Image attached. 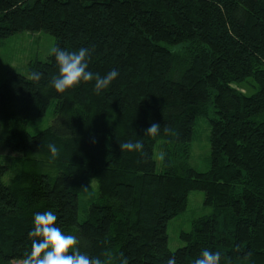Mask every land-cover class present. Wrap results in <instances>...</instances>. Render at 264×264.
Segmentation results:
<instances>
[{
    "label": "trees",
    "instance_id": "16d2710c",
    "mask_svg": "<svg viewBox=\"0 0 264 264\" xmlns=\"http://www.w3.org/2000/svg\"><path fill=\"white\" fill-rule=\"evenodd\" d=\"M20 31L88 48L90 71L119 75L99 94L94 81L57 93L52 50L29 61L28 76L6 72L0 264H24L34 215L46 211L102 264H195L204 249L221 264H264V0H0V38ZM53 99L50 124L28 133ZM196 117L209 124L206 171L188 164ZM129 140L143 148L121 150ZM191 190L211 211L171 250L167 223Z\"/></svg>",
    "mask_w": 264,
    "mask_h": 264
},
{
    "label": "clouds",
    "instance_id": "9594fccd",
    "mask_svg": "<svg viewBox=\"0 0 264 264\" xmlns=\"http://www.w3.org/2000/svg\"><path fill=\"white\" fill-rule=\"evenodd\" d=\"M52 52L58 66V76L51 81L52 87L57 93H64L82 82L94 81V92L99 94L107 89L116 80L119 73L116 70L108 72L103 77L95 75L89 70L90 50L80 48L78 51H66L53 48ZM34 79H39L38 74L33 73ZM160 125L153 123L146 132L150 135L158 134ZM121 150L128 152L139 151L143 145L139 141H126L120 144ZM48 149L53 158L58 155L55 144H49ZM57 217L52 211L36 213L33 218L34 228L29 232L31 240V252L25 258L24 264H102L100 259L83 253L78 248V239L75 235L65 234L55 226ZM122 264H127L123 260ZM167 264H177L176 259L170 258ZM195 264H221V253L207 249L201 251Z\"/></svg>",
    "mask_w": 264,
    "mask_h": 264
},
{
    "label": "rangeland",
    "instance_id": "374dc122",
    "mask_svg": "<svg viewBox=\"0 0 264 264\" xmlns=\"http://www.w3.org/2000/svg\"><path fill=\"white\" fill-rule=\"evenodd\" d=\"M55 39L43 31L31 32L20 31L4 39L0 38V83L3 82L7 71H17L28 76L27 65L30 60H44L51 52ZM254 91L249 89L248 93ZM55 100H51L47 110L41 118L30 121L26 130L34 134L40 129L48 126L52 120V108ZM209 124L205 117H196L193 138L190 144L188 164L196 171H206L210 166L209 154ZM157 142L154 149L156 170L161 169V156ZM204 195L201 190H191L188 193L186 208L169 219L167 223L168 248L171 250L183 245L179 234L191 227L194 218L207 214L210 207L203 204ZM85 216L84 206H79L78 218L82 220ZM12 264H22V261H13Z\"/></svg>",
    "mask_w": 264,
    "mask_h": 264
}]
</instances>
